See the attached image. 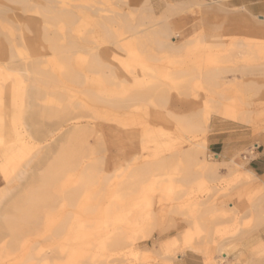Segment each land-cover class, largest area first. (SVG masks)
Listing matches in <instances>:
<instances>
[{"label": "rangeland", "instance_id": "1", "mask_svg": "<svg viewBox=\"0 0 264 264\" xmlns=\"http://www.w3.org/2000/svg\"><path fill=\"white\" fill-rule=\"evenodd\" d=\"M66 2L100 9L114 20L111 39L94 21L82 24V31L97 35L98 49L111 62V76L105 72L108 81L89 73L96 77L91 93L111 95L112 106L117 107L125 104L121 94L127 100L137 89L149 88L153 98L142 103L134 119H126L121 109L123 113L119 110L113 116L123 122L97 120L103 143L63 176L59 174L49 188L51 199L37 203L27 217L20 218L16 212L31 205L25 194L38 189V177L46 166L37 160L45 147L59 141L61 133L39 145L44 149H24L10 160L0 154V190L5 192L0 197V259L11 248L18 264H175L191 251L200 254L203 264H264V182L251 171L239 170L231 160L217 159L207 142L216 125L236 130L250 140L249 149L236 156L237 163L251 155L254 146H264V0ZM14 12L21 16L19 26L31 24L21 7H14ZM236 15L241 22L232 20ZM5 19L14 21L15 16L8 13ZM29 26L36 34L35 25ZM163 28L180 35L177 50L161 48L149 38L152 31ZM50 30L60 37L64 34L63 43L75 34L74 27ZM135 31L143 36L139 42L133 41ZM41 42L11 61L36 58L39 46L45 45ZM9 56L0 49V62ZM210 71L217 75L214 85L204 79ZM12 79L21 87L15 89V97L5 98L4 108L16 127L22 122L27 131L40 129L38 107L23 87L25 78L13 73ZM0 83L8 85L9 79L0 76ZM11 89L4 88L3 94L13 93ZM218 102L229 104L245 123L212 113L205 132L179 128L178 119L198 118L206 109L213 112ZM17 134L2 135L0 149L16 143ZM152 134L155 138L149 137ZM198 143L206 146L205 159L215 163L210 170L185 162L192 144ZM95 158L102 162V171L84 183L83 194L90 199L82 198L84 208L68 205L64 195L91 170ZM109 191L111 198L105 203ZM109 203L111 219L105 220L98 211ZM8 205L14 209L3 215ZM8 221L16 226L12 231L3 227Z\"/></svg>", "mask_w": 264, "mask_h": 264}, {"label": "bare ground", "instance_id": "2", "mask_svg": "<svg viewBox=\"0 0 264 264\" xmlns=\"http://www.w3.org/2000/svg\"><path fill=\"white\" fill-rule=\"evenodd\" d=\"M17 5L21 7L24 14L29 16L30 23L35 25L37 30L36 34L33 33L34 26H29L31 24H27L26 26L24 24L18 25L20 23L19 17L21 16L14 12V7ZM8 13H12L15 16L14 21L12 19H5ZM239 17V15H236L232 20L235 23H239L242 20ZM84 21H94L101 28L103 35L111 39V23H114V20L109 16H103L100 9H93L91 6L74 5L70 2L67 3L66 0H0V49L3 53L5 52V54L10 55L9 60L2 59L0 62V76L5 75L9 79L8 85L0 83V137L2 135H8L10 138H13L16 133H18L17 135L19 137L16 143H10L6 148L0 149V154L5 156L6 160H10L19 151L24 149H44V147L41 148L39 145L49 141V139L55 137L58 133H61L59 141L55 145L45 147V152L37 160L39 165L46 166V168L38 177V189L30 190L25 194V197L31 200V205L16 212L20 218L27 217L33 213L37 208V203H47L51 199L49 188L59 174L63 176L69 169L80 163L88 152H94L97 145L99 146V143H103L99 139L102 136V126L98 125L97 120L105 121L109 124H111V121L123 122L118 116L120 112L117 114L118 119L115 118L116 116H113V114L115 115L121 109L127 115L126 119H132L136 116L135 112L142 107V103L144 104L145 101L153 98V92L149 88L145 90L137 89L134 90L133 94L127 100H124L121 94L120 100L125 104L117 107L112 106L111 95L102 96L99 93L96 95L91 93V89H93L92 85H94L96 77L89 73L100 74L104 77L107 71L111 76V62L106 57V52L98 49L97 35H88L82 31ZM246 25L249 26L250 24ZM65 26L74 27L75 34L72 35L70 41L63 43L65 35L62 34L60 37L50 29L56 28L59 31H63ZM14 27H18L19 29H13ZM16 30L19 32L18 36L16 35ZM140 34L141 32L135 31L133 33V41L139 42L143 38ZM179 37L180 35L178 33H169V29L164 28L152 31L149 34V38L157 40L159 47L171 51L174 49L177 50L180 47L177 43ZM38 40L42 41L41 44H45L43 47L39 46V50H41L40 55L29 62L18 63L11 61L14 55L21 53L23 49L27 50L30 45L32 46ZM60 40L62 43H60ZM43 51L49 52L51 56ZM137 65L141 66L142 62L137 61ZM13 73H19L25 78L24 81H26V84L23 87L28 88L27 94L33 100L34 107H38L36 115L38 119L40 118V129L37 128L33 131H27L22 122L16 127L9 112L4 108L6 104L5 98L15 97V89L21 87L17 84L19 82L12 79ZM105 79L107 80L106 76ZM204 79L206 83L213 85L218 80L216 73L213 71L208 72ZM109 82H111V79ZM4 88H12L13 93L10 92L5 96L3 94ZM160 99L162 100V97H159V101ZM112 107L114 110L111 111ZM150 109L152 108L150 107ZM212 113L225 119L245 123V120L237 118L233 108L229 104L223 102L215 106L213 112L206 109L198 118H189L187 120H183V118L178 119L179 128L184 132H191L192 130L205 132L208 129ZM140 115H144V113ZM146 116L149 115H145L144 118ZM85 117L89 119L84 121ZM150 121L152 120L150 119ZM140 125L144 124L142 123ZM152 135L149 137L155 138ZM156 135L158 136L159 134L156 132ZM192 145L190 155L186 158L185 162L189 165H199L204 170H210L211 166L215 163H210L209 160L205 159V144L198 143ZM102 149L101 151H105V147ZM199 155H202L201 159ZM230 162L239 168V170L242 169L244 172L250 173L245 168L247 161L237 163L235 159H231ZM101 164L102 162L97 161L96 158L94 160L91 159V164H89L91 170L87 174L82 175L76 181L75 186L64 195V199L68 205L84 208V201L90 199L87 194H83L84 183L97 177V174L102 171ZM154 165L158 167L161 164L157 163ZM234 173L235 175L242 174L240 171H235ZM102 179L104 181L106 176H103ZM247 180L250 181V179ZM4 193V190H0V197ZM106 196L105 203H108L111 198L110 191ZM82 198L85 200L82 201ZM261 200H264V198ZM11 209H14V207L8 205V207L3 208L1 213L3 215H9ZM98 213H101L105 220H110L111 203L99 210ZM3 227L12 231L16 226L14 222L8 221L3 224ZM1 228L2 225H0ZM5 246L6 244L2 248L4 249ZM11 253L10 248L5 259L2 257L5 262L0 259L2 264H18L17 257L15 255L13 257Z\"/></svg>", "mask_w": 264, "mask_h": 264}, {"label": "crops", "instance_id": "3", "mask_svg": "<svg viewBox=\"0 0 264 264\" xmlns=\"http://www.w3.org/2000/svg\"><path fill=\"white\" fill-rule=\"evenodd\" d=\"M207 142L211 154L224 162L236 160V156L250 146V140L241 137L234 129L224 128L223 125L214 127L207 137ZM258 146L259 148L251 155L245 156L247 161L245 168L264 182V146ZM175 264H203V260L200 254L187 251L183 256H179Z\"/></svg>", "mask_w": 264, "mask_h": 264}, {"label": "built area", "instance_id": "4", "mask_svg": "<svg viewBox=\"0 0 264 264\" xmlns=\"http://www.w3.org/2000/svg\"><path fill=\"white\" fill-rule=\"evenodd\" d=\"M259 148V146L258 145H256V146H254L253 147V149H252V152L254 151V150H257ZM246 158L245 157H243V160H245Z\"/></svg>", "mask_w": 264, "mask_h": 264}]
</instances>
